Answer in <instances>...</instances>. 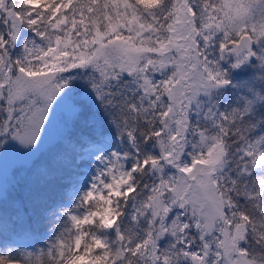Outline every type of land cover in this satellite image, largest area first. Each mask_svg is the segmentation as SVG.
Instances as JSON below:
<instances>
[{
    "label": "snow or ice",
    "instance_id": "6c2138e0",
    "mask_svg": "<svg viewBox=\"0 0 264 264\" xmlns=\"http://www.w3.org/2000/svg\"><path fill=\"white\" fill-rule=\"evenodd\" d=\"M258 102L264 0H0V264H264Z\"/></svg>",
    "mask_w": 264,
    "mask_h": 264
},
{
    "label": "rangeland",
    "instance_id": "374dc122",
    "mask_svg": "<svg viewBox=\"0 0 264 264\" xmlns=\"http://www.w3.org/2000/svg\"><path fill=\"white\" fill-rule=\"evenodd\" d=\"M253 71L254 69L249 66L246 71L236 70L231 73L232 85L228 89L224 90L223 94L215 98L218 100L221 110H224V108L228 106H236L239 97L246 94L245 84L242 83V81H246L249 74ZM257 76H259V73H257ZM201 99L207 102V98L201 97ZM259 104L261 103L258 102L257 105ZM68 131H73L77 135L82 134V130L65 128L61 113L59 111H56L53 114V120L51 125L46 129L45 143L41 145L40 152H46L47 147L51 142H55L56 140L60 139L63 135H66ZM36 155H39V153H37ZM18 157L19 154L15 150H10L4 160L0 162V174H2L3 179L5 181V187L8 186V182L11 179L10 168L13 162L17 161ZM79 171H87V169L82 168L79 169ZM57 191L59 192L61 190L57 189ZM51 228L52 225H49L48 236L54 235V232L51 231ZM46 243L47 239L44 240V243L36 245V248H42Z\"/></svg>",
    "mask_w": 264,
    "mask_h": 264
},
{
    "label": "trees",
    "instance_id": "16d2710c",
    "mask_svg": "<svg viewBox=\"0 0 264 264\" xmlns=\"http://www.w3.org/2000/svg\"><path fill=\"white\" fill-rule=\"evenodd\" d=\"M258 107V106H257ZM259 111H258V115L260 116H264V104H262L261 106L258 107ZM241 203H243V201L241 200Z\"/></svg>",
    "mask_w": 264,
    "mask_h": 264
}]
</instances>
